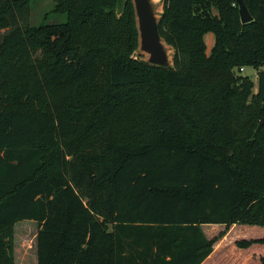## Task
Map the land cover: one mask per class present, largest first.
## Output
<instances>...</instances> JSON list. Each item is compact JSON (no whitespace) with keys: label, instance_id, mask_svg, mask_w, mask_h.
I'll return each instance as SVG.
<instances>
[{"label":"trees","instance_id":"trees-1","mask_svg":"<svg viewBox=\"0 0 264 264\" xmlns=\"http://www.w3.org/2000/svg\"><path fill=\"white\" fill-rule=\"evenodd\" d=\"M55 1L67 19L37 26L0 0V264L23 220L38 264H264V0L247 24L237 0H166L170 69L136 54L132 0Z\"/></svg>","mask_w":264,"mask_h":264},{"label":"rangeland","instance_id":"rangeland-1","mask_svg":"<svg viewBox=\"0 0 264 264\" xmlns=\"http://www.w3.org/2000/svg\"><path fill=\"white\" fill-rule=\"evenodd\" d=\"M57 2L55 0H32L31 2V23L35 25L40 24H50V23H62L67 19L66 14L56 12L54 10L55 4ZM115 5L114 0L110 4L111 7ZM43 37L38 38V45L36 44L35 48L30 50V57L33 60L39 59L41 57L47 56L49 54L47 52V46L44 44ZM207 41V51L210 53L214 43H215V35L213 32H209L206 35ZM40 42V43H39ZM138 55V54H137ZM140 56V55H139ZM145 57V55H141V58ZM30 59V60H31ZM32 61V60H31ZM236 73L238 76L242 75H249L255 83V91L257 89V77H258V70L253 67H247L243 74H240L237 70ZM105 72L103 70L101 80L99 82V87L102 89L104 86L105 80ZM8 80H13V77H9ZM7 84V82H5ZM8 85V84H7ZM2 84V79L0 78V107L2 104V97L4 96V88ZM81 115V114H80ZM83 115V114H82ZM244 230V232H248L256 236L258 230L257 228L260 227H248L240 226ZM212 232L214 234L220 233L222 228L220 227H211ZM39 231V225L35 220H23L16 224L14 228L13 240H14V257L16 259V264H38V255H37V235ZM258 236V235H257ZM227 242V240L225 239ZM224 251L228 250L230 244L224 243Z\"/></svg>","mask_w":264,"mask_h":264},{"label":"water","instance_id":"water-1","mask_svg":"<svg viewBox=\"0 0 264 264\" xmlns=\"http://www.w3.org/2000/svg\"><path fill=\"white\" fill-rule=\"evenodd\" d=\"M138 29L139 45L136 54L145 55L142 60L153 66L173 68L175 47L161 33L166 0H132ZM128 0H118L117 11L121 15ZM243 24L254 20L245 0H237Z\"/></svg>","mask_w":264,"mask_h":264},{"label":"built area","instance_id":"built-area-1","mask_svg":"<svg viewBox=\"0 0 264 264\" xmlns=\"http://www.w3.org/2000/svg\"><path fill=\"white\" fill-rule=\"evenodd\" d=\"M245 70H246V68H245V67H242V68L239 70V72L243 73V72H245Z\"/></svg>","mask_w":264,"mask_h":264},{"label":"crops","instance_id":"crops-1","mask_svg":"<svg viewBox=\"0 0 264 264\" xmlns=\"http://www.w3.org/2000/svg\"><path fill=\"white\" fill-rule=\"evenodd\" d=\"M206 43H207V41H206ZM215 44V43H214ZM15 261H16V259H15Z\"/></svg>","mask_w":264,"mask_h":264}]
</instances>
